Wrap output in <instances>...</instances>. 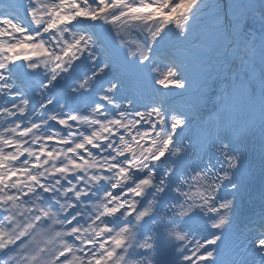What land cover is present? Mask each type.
<instances>
[{
  "label": "snow or ice",
  "instance_id": "snow-or-ice-1",
  "mask_svg": "<svg viewBox=\"0 0 264 264\" xmlns=\"http://www.w3.org/2000/svg\"><path fill=\"white\" fill-rule=\"evenodd\" d=\"M0 129V264H264V0H0Z\"/></svg>",
  "mask_w": 264,
  "mask_h": 264
},
{
  "label": "bare ground",
  "instance_id": "bare-ground-1",
  "mask_svg": "<svg viewBox=\"0 0 264 264\" xmlns=\"http://www.w3.org/2000/svg\"><path fill=\"white\" fill-rule=\"evenodd\" d=\"M222 2L227 3L228 0H222ZM139 87H141V86L139 85L138 88ZM178 92H179V90H177L176 92L172 93V95L176 96L177 102H182L183 100H189L190 101L192 99V95H190L189 93H185L184 96L181 97V96L178 95ZM190 92L194 94L195 87H193V89L190 90Z\"/></svg>",
  "mask_w": 264,
  "mask_h": 264
}]
</instances>
